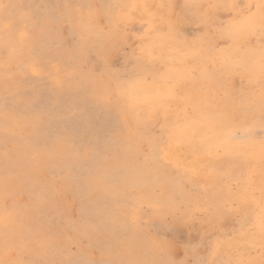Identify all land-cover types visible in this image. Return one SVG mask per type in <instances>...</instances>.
Wrapping results in <instances>:
<instances>
[{"label": "rangeland", "instance_id": "1", "mask_svg": "<svg viewBox=\"0 0 264 264\" xmlns=\"http://www.w3.org/2000/svg\"><path fill=\"white\" fill-rule=\"evenodd\" d=\"M262 13L0 0V264H264V64L234 57L264 58Z\"/></svg>", "mask_w": 264, "mask_h": 264}, {"label": "bare ground", "instance_id": "2", "mask_svg": "<svg viewBox=\"0 0 264 264\" xmlns=\"http://www.w3.org/2000/svg\"><path fill=\"white\" fill-rule=\"evenodd\" d=\"M259 13H260V11H259ZM264 16V13H262L261 14V17H263ZM260 18V17H259ZM264 19V18H263ZM81 22V21H80ZM258 22V21H257ZM257 24V23H256ZM258 24H261V22L260 23H258ZM258 26V25H257ZM237 28V27H236ZM92 30V29H91ZM235 31V29H233L232 30V32H231V30H230V33L233 35V41H232V51L234 52V53H236V47H237V45H236V38H235V36L236 35H238V33H236V32H234ZM150 32V31H149ZM166 34V33H165ZM263 34V33H262ZM150 36V35H149ZM104 37V36H103ZM169 37V36H168ZM173 37V36H172ZM170 45V44H169ZM170 47V46H169ZM149 48V47H148ZM147 49V48H146ZM170 49H171V47H170ZM170 51V50H169ZM220 53H221V51H220ZM236 56H238L237 58H236V60L238 59V58H240L241 59V61H242V63H245L247 66H262L263 64H264V58L263 57H259V56H257V55H254V54H252V53H249V52H245V53H240V54H235V56L234 57H236ZM185 59V58H184ZM183 59V60H184ZM202 59V58H201ZM181 67V66H180ZM258 76V75H257ZM144 83H147V82H144ZM131 84V83H130ZM142 84V83H141ZM149 84H151V83H149ZM132 86V85H131ZM148 86V85H147ZM146 87V86H145ZM133 88V87H132ZM121 89H122V87H121ZM124 89V88H123ZM133 90V89H132ZM121 92V91H120ZM135 92V91H134ZM134 92H131V93H134ZM155 93V92H154ZM194 93H196V91H194ZM125 95V94H124ZM163 95V94H162ZM150 96V95H149ZM155 97V96H154ZM200 97H202V103H201V106H202V112H201V114H200V117L202 118V119H204V120H208V119H212V117L213 116H215V119H212V120H216V122H215V124H214V126L212 127V128H209V129H211V130H207V132L208 133H210V132H214L215 134H216V136H220V134H222V135H224L225 134V132L223 131L224 129L222 128V126H221V122H223V120L226 118V116H224V112H222L221 111V107H222V105H221V103H219L218 101H216L215 103H214V101H212L211 103H210V101H209V98H208V96L207 95H204V94H202ZM128 98V97H127ZM148 99V98H147ZM143 100V99H142ZM169 100V99H168ZM145 101V100H144ZM250 104H253V103H249L246 107H250V108H253V109H255V108H257L256 106H255V104H253L254 106H250ZM144 105V104H143ZM200 112V111H199ZM192 120V119H191ZM247 121V120H246ZM206 127H203V126H201V125H199V126H197V125H193V124H190L188 121H185L184 122V124L182 125V126H180L177 130H176V132H175V134L173 133H171L170 134V136H171V138L173 139V142H174V144H175V147H178V146H180L181 145V142H186V143H188L189 145H186V146H188L187 148H188V150H187V153L192 157L193 155H192V149H194V148H200L202 145H203V142H195L196 141V136H194L193 135V133H195V132H197V133H199V134H203V133H205V130L206 129H208L207 128V124L205 125ZM264 126V125H263ZM249 129V128H248ZM231 130V129H230ZM245 130V129H244ZM228 132H230V131H228ZM191 133H192V135H191ZM232 133V132H231ZM253 137V136H252ZM223 138V137H222ZM226 138H228V137H226ZM222 140V139H221ZM228 140V139H227ZM223 141V140H222ZM242 141H244V140H242ZM241 141V142H242ZM246 141V140H245ZM218 142V141H217ZM226 142V141H225ZM232 142V141H231ZM247 142V141H246ZM240 143V142H239ZM183 144V143H182ZM228 144H229V141H228ZM231 144V143H230ZM245 145H246V143H244ZM184 145V144H183ZM185 146V147H186ZM248 146V145H247ZM250 147V146H249ZM248 149V148H247ZM176 150V149H175ZM253 150V149H252ZM180 152V151H179ZM260 152V151H259ZM264 152V151H263ZM183 153V152H182ZM255 153V152H254ZM262 153V152H261ZM180 154V153H179ZM250 154H251V152H250ZM256 154V153H255ZM254 154V155H255ZM264 154V153H263ZM253 156V155H252ZM199 157L200 158H203V156H200V154H199ZM210 157V156H209ZM262 157V156H261ZM200 158H199V162H200V164L203 162L202 160H200ZM253 158V157H252ZM251 158V159H252ZM259 158V157H258ZM204 159V158H203ZM250 159V158H249ZM250 159V160H251ZM255 160V159H254ZM178 161V160H177ZM252 161V160H251ZM247 162V161H246ZM256 162V161H255ZM178 163V162H177ZM252 163V162H251ZM215 165V164H214ZM253 165V164H252ZM203 166V165H202ZM206 167V166H205ZM204 167V168H205ZM200 169H202V168H200ZM212 169H213V167H212ZM209 170H211L210 168H209ZM245 171V170H244ZM211 173V172H210ZM207 174V173H206ZM215 174V173H214ZM245 174V173H244ZM247 176H249V174L247 175ZM247 179V178H246ZM248 180V179H247ZM260 180H262V179H260ZM255 183V182H254ZM247 188V187H246ZM251 189V188H250ZM250 189H249V191H250ZM246 190V189H245ZM238 194V193H237ZM255 202V201H254ZM253 206V205H252ZM4 214V213H3ZM5 217V216H4ZM8 217V216H7ZM5 219H8V218H5ZM11 221V220H10ZM260 221V220H259ZM258 225V224H257ZM259 226H261V224L259 225ZM258 227V226H257ZM262 227V226H261ZM263 228V227H262ZM261 230V229H260ZM262 233V232H261ZM248 246V245H247Z\"/></svg>", "mask_w": 264, "mask_h": 264}]
</instances>
